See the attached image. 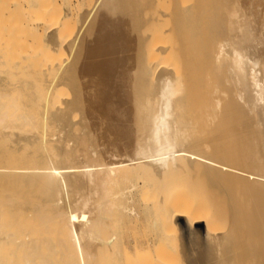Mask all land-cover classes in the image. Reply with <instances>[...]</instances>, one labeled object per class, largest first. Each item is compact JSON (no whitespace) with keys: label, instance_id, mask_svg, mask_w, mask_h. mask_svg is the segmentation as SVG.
Segmentation results:
<instances>
[{"label":"bare ground","instance_id":"bare-ground-1","mask_svg":"<svg viewBox=\"0 0 264 264\" xmlns=\"http://www.w3.org/2000/svg\"><path fill=\"white\" fill-rule=\"evenodd\" d=\"M97 1L92 11L82 14V26L74 39L61 40L59 35L61 42L71 45L67 59H57L58 63H53L62 72L55 73L61 76L51 75L54 71L51 70L54 69L52 63L47 67L52 81L49 76L46 80V76L40 75L45 77V85L49 86L51 81L47 89L44 86L43 93L46 95L50 91L47 95L50 97L47 117H53L54 120L51 118L49 122L56 120L54 124L57 123L60 129L53 138L58 139L59 133L62 136V140L59 138L62 144H55L58 150L52 149L53 153L57 156L55 152L59 154L60 149L63 151L60 156H65L64 160L71 157V162L68 159L69 163L66 160L61 164L60 159L59 164L54 160L53 165L47 161L50 153H44L47 158L42 152L40 154L41 149L37 154L34 145L36 152L30 151L29 156L16 160L20 147L27 146L28 149L29 145L40 144L47 139L42 138L40 132L27 134L26 130L24 134V129L18 131L14 128L16 122L13 128L5 129L9 128V124L2 128L4 131L0 137L17 143L12 151L15 148L19 150L15 149V154L7 151L10 146L6 147V161L2 160L4 157L0 158L1 191L3 187L8 191L11 186L10 190L15 188L17 192L20 189L26 191L25 188L33 189L37 180L53 179V173L55 175L59 171L61 181L67 180L75 189L73 191L86 196H83L85 201L81 196L83 203L79 200V204H83V209L89 207L85 209L88 212L80 215L83 210L80 208L78 212L77 209L74 219L96 223L110 205H122L131 213L136 211L137 202L138 205H148L147 202L139 203L136 196L154 188L153 193L157 190V193L165 194H160V197L157 194L159 200L156 202L167 209V220L174 221L179 232L187 226L192 238L186 241L185 253L182 252L185 244L181 239L179 244L176 242L175 252L179 254L176 259L168 256L169 259L163 257L162 260L165 258L170 264H264V0H172L170 3L166 0V5L164 0L157 3L156 0ZM161 2L166 8L169 4V9L162 10L164 6L161 7L162 12L159 11L156 4ZM51 12V8L43 7L28 20L32 21L35 34L36 31L48 33V42L56 35L54 24L62 31L65 22L64 16L53 20ZM164 13L171 22L168 27L163 25L164 20L161 21ZM155 20H160L162 24L158 26ZM53 39L52 45L59 42L58 36ZM1 58L0 61H4ZM3 71L0 72V97L12 89L29 88L32 92L30 87L37 85L38 80L32 82L37 77L35 73L34 77L29 74L28 78L11 80L3 75ZM40 76L37 78L40 79ZM59 81L70 84L71 96L67 97L69 93L64 97L53 93ZM77 128H80L78 132ZM19 142L23 145L20 146ZM81 144L85 148L87 145L92 157L90 160L85 159L88 151L87 154L80 153ZM9 153L15 156L16 161L10 160L12 156L8 160ZM13 164L18 166L14 170ZM52 165L57 167L55 172ZM140 168L151 170L154 177L143 179V175L147 177L143 171H140L142 176L138 171L137 175L132 173ZM118 174L125 182L122 193L125 201L119 204L108 198L110 191H114L113 186L109 188L108 185L119 182L116 180ZM176 175L178 178H181L180 175H191V180V177L197 176L206 179L204 193V182L200 184V189L198 177L199 188L193 187L199 189L195 188L198 195H207L205 207L214 205V197L220 199L226 213V229L216 230L218 221H215L222 211L219 214V209L212 205L213 209L206 207L208 210L204 208V213L198 210L203 203L200 199L201 204L196 199L191 203L188 196V199H183L184 195L175 192L179 199L166 198L172 185L169 180ZM10 179L13 185L8 183ZM188 187L190 185L184 187L187 189L182 190V194L187 192ZM182 217L185 221L183 219V224H180ZM79 225L77 223L76 227ZM83 226L87 230L86 225ZM2 227H7V224L0 220V240H32L38 237L32 235L30 239L29 234L22 237L14 232H2ZM156 241L144 240L140 244L147 243L149 246ZM138 244L135 243L136 249L140 246ZM155 260L146 261L152 263Z\"/></svg>","mask_w":264,"mask_h":264},{"label":"rangeland","instance_id":"rangeland-1","mask_svg":"<svg viewBox=\"0 0 264 264\" xmlns=\"http://www.w3.org/2000/svg\"><path fill=\"white\" fill-rule=\"evenodd\" d=\"M157 1L158 0H156V3H157ZM160 1H162V0H159L158 2H160ZM165 1L166 0H164V2ZM97 2H98L97 0H17V1L16 0H0V56L2 57L1 59H4V61L3 60L0 61V72H2L4 69L5 71H3L4 72L3 75H5L6 78H9L11 80L28 78L26 76H30L29 74L33 75V77L36 74V76L38 78L40 75H44V76H46V80L49 76V78H51V81L53 79L52 76L55 77V76H58V74L61 76L60 73H62V72L58 71L59 68L56 67V65H54L53 63H58L57 59L59 61L60 60L62 61V59H67L68 55H70L71 45H69V43H66V41L61 42L60 38L62 37L61 40H65V39L68 40L69 39L71 41L72 38L79 31L80 27L82 26V22H80V21H82L81 20L82 14H85L87 12L92 11L95 8ZM164 2H161L160 4L159 3L156 4V7L159 6L158 9H160L159 11H161V12H162V10L169 9V4L167 5V8L165 6L167 4V1H166V3H164ZM170 2H172V0L171 1L169 0V3ZM163 3L165 4L164 5L165 8L162 5ZM32 4L35 5V7ZM28 5H31V6L28 7ZM26 7H28V8H26ZM43 7L52 9L51 13L54 16V17L52 16L53 20L59 19L60 17H63V16L65 18V22L61 28L62 31L61 30L59 31L57 29L58 26L54 24V27H56V28H54L53 32H54V35H55V33H56V35L58 33L57 36H58L59 42L56 44H53V45L51 44V42L54 41L53 38L57 37L56 35L54 36L53 34H51L54 37H52L50 35L49 38L52 37V41L48 42L49 41L47 38L49 36V35H47L48 33L47 32L42 33V32L36 31L37 34H35V29H34L33 25H31L32 21L31 22L28 21V20H31L33 18V16H35L34 14L37 15V11H39V9H42ZM161 7L164 9L161 10ZM163 12H165V11H163ZM166 15L167 14L164 13L163 18ZM58 16H60V17H58ZM163 18L161 20V21L164 20L163 25L165 24V26L168 27L167 24L171 23V22H169L170 19L167 20L168 16H166V19L165 18L163 19ZM155 21L157 22V23L155 22L157 25L162 24V23H159L160 20H158V21L155 20ZM161 27H163V26H161ZM161 27L160 28L158 27V28L161 29ZM163 28H165V27H163ZM161 31H163V30H161ZM163 33H162V35L165 36L166 32H165V34H163ZM49 34H50V32H49ZM59 35H61V37ZM49 44H51V45H49ZM1 52H2V54H1ZM5 62H7V63L5 64ZM49 63H52L53 67L55 66L56 68H58V69H56L55 67H54V69L52 67H51L52 69L50 68L51 70H54V71H52L53 73L51 72L52 76L48 75V74H50V70L48 69L50 67ZM55 72H60V73H55ZM44 76H40L41 77L40 79H38L37 77H35L37 79L34 78V81H32V82H35L37 80L39 82L37 81V85H33V87H30L31 89H33L32 92L28 87H26V88H28L27 90H30L31 93L30 92L26 93L27 90L17 91L16 89H12L15 91L9 90L10 92L8 91L6 94L4 93L5 96L3 95L2 96L3 98L0 97V116H1L0 117L1 118V120H0V133L1 134H2V131H4V129L2 130L3 127H5V126L8 127V125L11 124L12 126L10 125L9 128L5 127V129L9 130L10 128H13V124H14V122H16L14 124V128H17V130L19 129L18 131H22L24 129L22 131V133L26 132V130H27V134H34L37 132L39 134V132H40V135L43 136L42 138L45 137L44 139H47L46 142L43 141L44 143L42 141L40 142V144L37 143L40 145L39 147L37 146V144L36 145L32 144L31 146L33 147V149L29 145L30 142L26 143L29 145L28 149H26L27 148L26 145H25L26 148L20 147L24 151H22L20 149V151L16 152L17 153L16 157L9 153V157H7L8 160L11 156L12 157L10 158V160H15V158H16V160H18V159L22 160V158H24L25 156L27 157V155L28 156L30 155V151H35L36 149H37V154H39L38 150H40V149H41L40 154H41V152L43 154L45 152H46V154L50 153L49 155H47L48 158H47L46 154H44V155L46 156L47 161L54 163L53 165H55V161H57V163L59 164L58 161L60 159H61V161H60L61 164L63 161L67 162L68 159L69 160L72 159L71 157H68L67 159L64 160V158H66V157L60 156V154L63 155L61 153L63 151L60 149H59V154H58V152L54 151L55 153H57V156L54 155V153H53L52 149L58 150L57 148H55L54 145L56 144L58 146V143L62 142V141H60V140H62V136H60L61 133H59L60 129L57 128V126H58V125H56L57 123L54 124V122H56V120L53 122L52 121L49 122V120H51V118L53 120H54V118L50 116L51 118L49 119L48 118L49 115H47L48 114L47 112L49 111V108H50L49 107L50 105L48 106V102H50V101H48L49 96H47V95L50 94V91L49 92L47 91L48 94L45 93L46 95H44V93H43L44 86L45 87L47 86V85H45V82H47V81L45 80ZM32 78L30 77V79H32ZM58 78L56 77V79H58ZM43 79H44V81H43ZM54 80H53V82H54ZM50 82H48L49 86L51 85ZM55 83H56V81H55ZM16 84H18V83H16ZM34 84H36V83H34ZM69 85L70 84H67L63 81H59L56 84V87H55V90L53 93L55 95L57 94L59 96H60V94H62L61 97L62 96L64 97L67 95H68L67 97H69V95L71 96V94H72V90L70 88L71 86H69ZM30 86H32V84ZM34 86H35L36 90H35ZM49 86H47V87H49ZM47 87H46V89H47ZM68 91H70V92H68ZM44 92H46V90ZM53 93L51 92V94H53ZM67 93H69V94H67ZM43 96H44V98H43ZM45 99H47V101ZM49 99H50V97H49ZM44 101H46V102L44 103ZM79 109L80 108H78L77 110H79ZM52 111H50V112H52ZM51 114L52 113H50V115ZM2 118H4V119H2ZM6 121H7V123H6ZM17 123L20 124L22 127H20V125H17ZM57 129H59L58 130L59 137H58V139H57V137L55 139V138H53V136L54 137L56 136L54 134H57ZM78 129L80 130V128L76 129L77 132L79 131ZM28 131H29V133H28ZM4 138H6V137H3V140H2V138L0 139V145H1L0 146V149H1L0 150V154H1L0 158H3L6 155L8 156V154H6V149L9 148V146L11 147V149L7 150L8 152L15 153V151L18 149V148L17 149L15 148V147H17V146H15V144L17 145V143L14 144V142L12 140H10L9 138H6V139H4ZM59 138H60V140H59ZM57 140H58V142H57ZM8 142L10 144H8ZM11 142H13V144ZM19 143H18V145H19ZM24 144H25V142H24ZM51 144H52V147L54 146L53 148H51ZM71 144H72V142H71ZM13 145L15 146L14 148L16 149V150L14 149V151H12ZM22 145H23V142L20 143V146H22ZM33 145L35 146V148L36 147L37 148L35 149ZM41 146H42V148H40ZM82 146L84 147L85 145H82ZM82 146H79V148L81 149L80 153L87 154L86 151H88L89 156H88V154L85 155V159L90 160L92 157H91L89 150L87 149V145H86V148L84 147V149ZM46 147H47V149H46ZM26 152H28V153H26ZM64 155H66V153ZM18 157H20V158H18ZM5 158L6 157H4L2 160L6 161ZM17 162H19V161H17ZM70 162H71V160H70ZM68 163H69V161H68ZM13 165H12L13 170L18 167V166H15L16 164H13ZM18 165L20 166L19 163H18ZM65 165L68 166V164H65ZM20 167L19 168L22 169V165ZM55 167L54 166L52 167V168H54L53 172H55V170H57L56 169L57 167L56 168ZM184 168L187 169V167H184ZM10 169H11V167H10ZM140 169H142V168H140ZM140 169H136L132 173L135 175H137V173H138L139 175L141 174V176L143 175V173L146 174L147 177H145L143 175L142 176L143 179H145V178L151 179L154 177L152 175L151 170L149 171V169H146V168H144L142 170H140ZM74 170H75V168H74ZM136 171H138V172L136 173ZM140 171L141 172L143 171V173H140ZM59 174H60L59 171H56L55 175H54V173H53L54 176L52 175V178L54 177L53 179L43 180L44 182H40L37 180L36 181L37 186L33 189L25 188L26 191H23L24 189H20L19 190L20 192L19 191L17 192V190L15 188H14V190L11 191L10 188L12 187L11 184L13 182V181H11V179L9 182L7 181L8 183H11L10 184L11 187L8 186L9 187L8 191H7V189L3 190L4 187L2 188V191H1V188H0V191H1L0 192V213L1 214L3 213L2 215H0V220L7 224V227H2L1 231L2 232L3 231L14 232L15 234H17V236H22V237H24L27 234H29V237L32 235L38 236L36 239H32V240H22V239L16 240L17 238H15V240L14 239L8 240L7 238H5L4 240H0V264H146V263L147 264H153L155 261H156V263H154V264H159V263L168 264L169 261L168 260L166 261L164 259L166 257L169 259V257H171V256H173L175 258L176 255H179L175 252V248H177V246L179 244L178 241H180L181 239L183 240L182 243L185 244V245L183 244L184 249L182 250V252L183 253L186 252L185 250L187 249V242L192 239L190 231L187 230V228H186L187 226L186 227L184 226V229L182 228V231L179 232L178 229L176 228L175 222L172 221L171 219L167 220V215H168L167 209L163 206L160 207L161 205L158 204V201L156 202L157 199L159 200L160 194L165 196L164 193L159 194V192L157 193L156 189H155L156 193H153L154 188L153 189L151 188L152 190L149 189L152 191V193H151V191H147V190L146 191L144 190V191L138 193V196H136V199L139 201V203L147 202L148 205H144L145 206L144 207L142 205H138V202H137L136 206H135V208H136L135 212L136 213L135 212L131 213L124 206L121 207L122 205H117V204L114 205L113 204L112 207L110 205V206L106 207L107 209L104 211V213H102V215L100 217L101 220L99 222L95 221L96 223H93L92 221H90L91 223L90 222L88 223V220H86L87 221V223H86V221H84V220L82 221L86 225V228H87V230H86L84 228L85 226L82 227V225H84V224H82V222H78L79 220L74 219V218H76L75 217L76 213L78 214V212L81 211V209L83 211H81V213L79 212L80 215L86 214V212H88L86 210H87V208L89 209V207L84 205L86 207L85 208L86 210H85L82 208L83 204H79L80 202L83 203V201H85L83 196L85 198H86V196L83 193H81V195H80V192H78V191H73L74 188L73 189L71 188L72 187L71 183H68L67 180H62V181H64V182H62L61 181L62 178H61V176H59ZM120 174L122 176L124 175L123 173H120ZM120 174L117 175L116 180H118L119 182L116 185H114L113 182H110V185H108L109 188H111L110 186H113L112 189L114 188V191H110L112 194L110 193L108 198L115 200V202L116 203L118 202V204L121 201H125L124 195L122 194L125 191V182L123 180V177ZM56 175H57V177H56ZM177 175H179V174H177ZM176 176L169 180V182L172 185H173V182H175V181H177V182L173 186L171 185L168 193L166 192L167 193L166 198L177 199L179 197V195H181V196L184 195L186 198L184 196H183L184 198L183 197H181V198H183V199L189 198L188 200L191 203L193 201H195V199H196L197 203L200 201L203 202L202 204L200 202V204H201V206L202 205H204V206L203 207L200 206V208L198 206V208H199L198 210L200 212L204 211V213H205L206 210H204V208L208 210V208H206V207H209V205H206V207H205V204H207L206 201L208 199V198H206L207 195L203 196L201 193V195L203 196V198H202L201 195L197 194L196 189H198L201 186L200 184H202L204 182L202 184L204 186V188L202 189V187H200V189H202L203 190L202 192L204 193L205 192L204 190L206 188L205 184L207 183L206 179L203 176H200V178H199V176H197L199 179V182H200L199 183L198 179H196L197 177L196 178L191 177L193 179V180H191L189 178L191 175L188 177L184 176L186 178H184L183 175L182 176L180 175L179 177L183 178L182 181H180L181 178H178V176L177 177ZM148 177H150V178H148ZM59 178H61V179H59ZM115 178H116V176H115ZM195 179H196V181H195ZM116 180L114 179V181H116ZM171 181H173V182H171ZM184 181H186V182H184ZM187 181L189 184L187 183ZM18 182L20 183L19 180H18ZM197 182H198L199 187L197 186ZM45 183H47V184H45ZM3 184H4V182H3ZM48 184H49V186H47ZM6 185H8V184H6ZM21 185H23V184H21ZM28 185L31 186L29 183H28ZM189 185H190V187H188V190H190V189L191 190L190 191L187 190V192L185 191L186 194L184 192H183L184 194H182V190L187 189V188L184 189V187H187ZM193 186H197L198 188L193 187ZM177 187H179L180 190H177L178 189ZM17 188H19V187H17ZM67 188L68 189L70 188V189L68 190ZM193 190H195V191H193ZM13 191H15V192H13ZM22 191L24 193H22ZM178 191H179V193H178ZM180 191H181V194H180ZM192 191H193V195L190 197V194ZM198 191H199V189H198ZM174 192L176 194H179V195H176ZM195 192H196L195 196H199L201 198H199V197L196 198L194 196ZM17 193H19V194H17ZM20 193H22V194H20ZM144 193H145V196H144ZM147 193H149V194H147ZM157 194L159 197L157 196ZM199 194H200V192H199ZM78 195H79L80 199L78 198ZM142 195H143V197H142ZM173 195H174V197H173ZM81 196L83 198L82 199L83 201H81ZM176 196H178V197H176ZM187 196H188V198H187ZM76 197L78 198L77 201H76V199L74 200V198H76ZM90 197L91 196H89V198ZM214 198H216V199H214L215 203H214V205L210 204V207L212 205L213 208H216L217 210L219 209L218 210L219 214H220V211H222L221 216L218 215V218L215 221V223L218 221L215 225H216V228L217 227L219 228V229L217 228L216 230H224L227 228L226 213L222 209V205H221L222 202L220 203V199L218 197H214ZM199 199H200V201H199ZM73 200H74V203L75 202L78 203L79 206L74 204ZM79 200H80V202H79ZM65 203H67V204H65ZM157 204H158V206H157ZM193 204H195V203H193ZM200 204H198V205H200ZM80 205H81V207H80ZM182 205H185V204H182ZM218 205L220 207H218ZM213 208L211 207V209H213ZM50 209H52V210H50ZM72 209L74 211H72ZM77 209H79L78 212H77ZM59 211H60V213H59ZM210 211H207V213H209ZM65 212L67 214L68 213L69 214L66 215ZM72 217H73V219H72ZM219 217L220 218L222 217V219L220 220ZM183 219L185 221V217H182V219L180 218V224L181 223L183 224ZM77 223L81 224V225H79L81 227H79V226L76 227ZM92 223H93V225H92ZM95 224H97V225H95ZM90 226H92V227H90ZM78 227H79V229H78ZM198 227H201V224H198ZM75 230H76V232H75ZM177 234H179V237L177 236ZM39 236H41L42 238ZM32 237H30V239ZM48 237H50L51 239ZM144 240H157L158 242L156 241L153 244H150L149 246L147 243L140 244ZM174 240H176V241H174ZM138 242H139L140 246L141 245H143V246H141V247L138 246V248L136 249L135 243L138 244ZM174 243H175V245H174ZM154 244H156V245H154ZM146 246H148V247L146 248ZM147 249H148V251H147ZM158 251L160 253H162V255L160 253H158ZM157 254L158 255L160 254L161 256L160 255L157 256ZM163 257H165V258L162 260ZM152 259L153 260L156 259V260L154 262L152 261V263H151V261H149V262L146 261V260H152ZM158 261H162V262H158ZM144 262H146V263H144Z\"/></svg>","mask_w":264,"mask_h":264}]
</instances>
